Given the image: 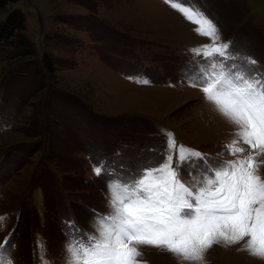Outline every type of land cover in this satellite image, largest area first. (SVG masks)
<instances>
[{
  "label": "rangeland",
  "instance_id": "1",
  "mask_svg": "<svg viewBox=\"0 0 264 264\" xmlns=\"http://www.w3.org/2000/svg\"><path fill=\"white\" fill-rule=\"evenodd\" d=\"M173 3L189 6L186 0H18L0 11V29L13 12L24 19L23 30L0 34L5 264H66L69 243L94 247L92 238L114 215L116 188L159 167L167 155L175 166L180 147L213 158L207 164L193 158L178 169L192 190L208 188L209 173L229 171L217 162L248 156H255L264 179V153L249 149L238 126L194 85L212 68L192 50L212 41ZM192 6L217 25L218 43L231 42L238 51L237 66L250 57L256 64L247 70L264 73V0H192ZM69 220L78 228L72 235H66ZM246 243L220 241L199 262L136 245L137 262L264 264Z\"/></svg>",
  "mask_w": 264,
  "mask_h": 264
},
{
  "label": "snow or ice",
  "instance_id": "2",
  "mask_svg": "<svg viewBox=\"0 0 264 264\" xmlns=\"http://www.w3.org/2000/svg\"><path fill=\"white\" fill-rule=\"evenodd\" d=\"M186 3L189 6L173 3L172 7L196 25L197 34L212 41L202 46L203 51L192 50L211 62L212 68L210 76L194 81V85L201 84L206 99L238 126L241 141L249 149L264 153V73L247 70L245 66L254 68L256 64L250 57L245 58V66H237L235 57L239 53L231 42L218 43L217 25L199 7H193L192 0ZM171 146L175 147L174 141ZM229 150L245 151L233 146ZM193 158L205 164L213 159L180 147L175 166L174 157L167 155L159 167L118 186L110 199L114 215L108 218L109 225H102L92 238L94 247L66 245L71 254L66 264H138L141 253L136 245L163 247L186 261L199 262L214 244L223 241L233 245L245 238L247 250L264 258V179L258 174L260 165L255 156L217 162V167L224 165L229 171L209 173L214 176L207 181L209 187L201 185L198 190L190 189L179 178L178 169L194 164ZM95 171L99 175L102 169L97 167ZM3 219L0 217V221ZM66 225V235L78 230L71 220ZM2 243L9 241L6 238ZM81 254L86 257L83 261L79 260ZM0 264H5L2 257Z\"/></svg>",
  "mask_w": 264,
  "mask_h": 264
},
{
  "label": "trees",
  "instance_id": "3",
  "mask_svg": "<svg viewBox=\"0 0 264 264\" xmlns=\"http://www.w3.org/2000/svg\"><path fill=\"white\" fill-rule=\"evenodd\" d=\"M18 0H0V11H3L4 8L13 2H17ZM6 23V24H5ZM5 27L0 29V34L3 31H7V28L10 30V33H15L16 31H21L24 28V19L21 12L16 11L8 15L7 19L4 22ZM50 67V64H49Z\"/></svg>",
  "mask_w": 264,
  "mask_h": 264
}]
</instances>
